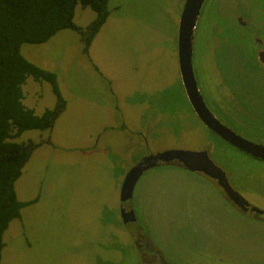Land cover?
<instances>
[{"label": "rangeland", "instance_id": "rangeland-1", "mask_svg": "<svg viewBox=\"0 0 264 264\" xmlns=\"http://www.w3.org/2000/svg\"><path fill=\"white\" fill-rule=\"evenodd\" d=\"M184 2L108 0L109 16L87 54L71 30L22 45L28 62L70 78L59 84L67 99L52 129L15 141L39 144L15 182L19 201H37L10 222L0 264H145L135 240L141 230L171 264H264V222L229 220L214 185L182 169L144 171L132 200L136 223L119 219L121 182L142 154L199 151L211 139V160L252 177L247 199L264 210V163L219 140L186 99L176 60ZM238 14L248 28L234 27ZM263 14L264 0H205L192 48L211 114L257 145H264V69L251 45L261 36L254 28L264 31ZM93 19L90 9L76 8L80 28ZM22 92L37 114L54 106L46 82L27 77Z\"/></svg>", "mask_w": 264, "mask_h": 264}, {"label": "trees", "instance_id": "trees-1", "mask_svg": "<svg viewBox=\"0 0 264 264\" xmlns=\"http://www.w3.org/2000/svg\"><path fill=\"white\" fill-rule=\"evenodd\" d=\"M107 4L108 0H0V262L10 222L37 201H19L15 182L39 144L15 141L26 131L52 129L66 105L56 74L28 62L20 49L24 44H44L59 32L71 30L79 35L87 54L109 16ZM78 6L94 13L93 21L83 29L74 22ZM27 77L48 83L55 97L54 106L40 115L23 104L22 85Z\"/></svg>", "mask_w": 264, "mask_h": 264}, {"label": "water", "instance_id": "water-1", "mask_svg": "<svg viewBox=\"0 0 264 264\" xmlns=\"http://www.w3.org/2000/svg\"><path fill=\"white\" fill-rule=\"evenodd\" d=\"M204 1L205 0H185L178 22L176 42L177 63L185 96L194 114L206 128L219 136L229 145L252 157L264 160V147L241 138L222 125L211 114L197 89L192 68V48L194 31ZM156 158L165 162L176 159L179 160V162H181L190 172H199L205 175H210L218 180L219 186L227 195L232 196V190L228 186L223 172L208 159L205 152L171 150L161 153ZM143 170H145V168L143 169L140 165L134 166L125 177L119 193V200L122 204L130 198L131 188ZM120 215L124 224L134 220L133 211L126 212L124 211V208H121Z\"/></svg>", "mask_w": 264, "mask_h": 264}, {"label": "flooded vegetation", "instance_id": "flooded-vegetation-1", "mask_svg": "<svg viewBox=\"0 0 264 264\" xmlns=\"http://www.w3.org/2000/svg\"><path fill=\"white\" fill-rule=\"evenodd\" d=\"M263 16H264V14H263ZM233 19L235 20V23H236L235 26L233 25L234 27H236L238 29H242V28L245 29V28H248L249 27L248 23H245L244 21H242V16L241 15H239V14L238 15H234V18ZM254 29H257L259 35H261V36L259 38H254L253 44L251 46L253 48V52L255 54L256 61L264 69V31L262 29H258V28H254ZM255 35L256 36H259L256 33L254 34V36ZM243 39L245 41L246 37L243 38ZM177 66H178V63H177ZM178 72H179V69H178ZM58 88H59V86H58ZM59 91H60V89H59ZM60 94H61V92H60ZM28 109L33 110L32 108H28ZM36 115H38V114H36ZM206 129L209 130L208 128H206ZM133 137L134 136L132 134L129 135V138L130 139L133 138ZM216 137L219 140H221L222 142H224L227 145H229L227 142L223 141L219 136L216 135ZM211 141H212V139H211ZM211 141H209L208 144H206L204 146V148L200 149L198 152H205L207 154V156H208V159L216 167H218L223 172V174L225 176V180H226L228 186L230 187V189L232 190V192H231V195L232 196H229V195H227L224 192V190L219 186L218 180L216 178H213L210 175H205V174L199 173V172H196V173L195 172H190L187 168L184 167V165L181 162H179V160L173 159V160H169V161H166L165 162V161H161L160 159L156 158L158 155H160L161 153L166 152V151L157 152L155 154L154 153H151V154L146 153L144 155L143 154L141 155V157L142 156L143 157L141 159H139L138 161H136L133 164V166L126 172V174L124 176V179H125V177L129 173V171L134 166L140 165V167H142L143 169L145 168V170L142 171L141 175L136 179L133 187L131 188V196H130L129 199H127V201H129L128 205L122 204L120 202L122 204V205H119V219H120L121 223L123 225H125L122 222L121 215H120L121 208H124V211H126V212H132L133 211V213H134V220L133 221H130V222L136 223V214H135V211H134V209L132 207V205H134L133 204L134 202H132V200L134 199L133 196L135 195L134 194L135 185L137 184V182L141 178V176L144 173V171L149 170V169H153V168H160V167H164V166L165 167H169V168H173V169H182V170H184L186 172L196 174V175L200 176L201 178L207 179L208 181H210L211 182V185L213 184L214 187L217 189L218 193L221 194V196H222V198H223V200H224V202L226 204V208L227 209H230L231 215L229 217V220L234 221V222L235 221L238 222V220H239V222H245V220L243 218H246V219H249V220H252V221H256V222L263 223L264 222V210L261 209V208H259L258 206H256L252 202H250L247 199V196H246L245 188L246 187H249V185H252L254 183V179L252 177L249 178V176L247 174H245L244 172L238 171L236 169V167L231 162H229L226 171L223 170L222 168H220L219 166H217L211 160V158L209 156L210 155L209 153H210L211 150L214 151V153L216 152V150H214L215 149L214 148V145H216L217 142L213 141V143H212L213 146L211 147V143H210ZM50 144L52 146L55 145L52 138H50ZM209 145H210V147H209ZM229 146H231V145H229ZM261 146L264 147L263 144ZM231 147H233V146H231ZM233 148L236 149V150H238L239 152H241V153H243V154H245V155H247V156H249V157L257 160V161H260V162L264 163V160H262L260 158L252 157V156L244 153L243 151H240L239 149H237L235 147H233ZM169 151H171V150H169ZM124 179L122 180L121 185L124 182ZM121 185H120V188H121ZM127 201H125V202H127ZM141 232L142 233L138 234L137 239H135V240H136V245L138 247V250H143L144 251V252H141L140 253V256H142L143 258L146 257L148 259V260H145V264H171L169 262V260H167L166 258L164 259L161 256L160 251H158L156 249V247H154L153 242L149 240L150 235L148 234V232L145 231V230H141Z\"/></svg>", "mask_w": 264, "mask_h": 264}, {"label": "crops", "instance_id": "crops-1", "mask_svg": "<svg viewBox=\"0 0 264 264\" xmlns=\"http://www.w3.org/2000/svg\"><path fill=\"white\" fill-rule=\"evenodd\" d=\"M75 19V18H74ZM79 27V26H78ZM177 60V59H176ZM38 66H40V64H37ZM42 69H45V70H49L50 69V71H52V72H54L55 74H56V76H58L57 77V82H58V86H59V84L61 83V81H65L66 79H69L70 78V72H66V71H64V70H62V71H60V73L57 71V70H51V68H49L48 66H40ZM59 89H60V87H59ZM60 92H61V95L63 96L64 95V92H63V90H60ZM62 92H63V94H62ZM63 98L65 99H67V97H66V95H64L63 96ZM66 101V100H65ZM25 106V105H24ZM33 109V108H32ZM34 110V109H33ZM34 112L36 113V111L34 110ZM43 112V111H42ZM41 112V113H42ZM37 114V113H36ZM39 115V114H38ZM52 139H53V137H52ZM58 141V140H57ZM57 141H56V143H57Z\"/></svg>", "mask_w": 264, "mask_h": 264}]
</instances>
